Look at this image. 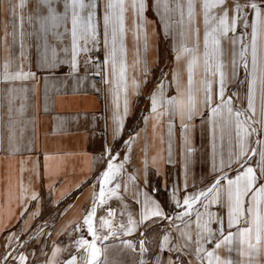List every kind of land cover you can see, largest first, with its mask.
<instances>
[{"label":"crops","instance_id":"1","mask_svg":"<svg viewBox=\"0 0 264 264\" xmlns=\"http://www.w3.org/2000/svg\"><path fill=\"white\" fill-rule=\"evenodd\" d=\"M34 7L30 0L23 10L17 9V16L13 17L8 3L0 6V263L11 240L35 239L36 245L40 240H44L42 242L46 250L41 248L38 254L45 251L47 258L49 257L48 261L52 260L55 247L67 248V251H61L55 258L56 264H62L71 255L78 256L73 245L74 240L81 236L92 239L83 225V218L98 197L101 173L107 168L108 162L106 163L104 157L99 154L100 150L106 147L112 149L116 155L111 162L124 165L113 183L107 186L114 188L115 183H120L121 189L118 192L123 199L112 197L103 206H98L94 225L99 228L101 218L111 219L112 230L119 233L118 226L127 222L128 213L138 220L142 211L144 197L139 196L141 203H136L133 200L134 187L141 193H148L162 205L168 216L175 217L181 209L176 208L171 199L174 191L177 199H182L186 193L205 189L214 179L223 175L224 173L214 171L212 167L214 145L218 163L221 154L226 159L229 151L233 150L234 132L227 127L222 129L219 125L214 128L211 110L200 106L202 114H197L193 119L188 133V146L194 151L188 162L186 177L184 135L179 118L170 121L169 116L164 115L157 120L151 112L150 97L161 81L164 83L166 98L177 97L187 103V65L193 57L195 63L192 87L197 100L203 95L201 82L205 79H218L213 77L211 72H206L205 24L198 0L197 14L191 23L188 20L187 0H167V11L164 0L159 7L156 0H146L143 22L136 19L131 9L127 12V30L123 37L124 52H120L118 37L117 59L119 61L123 55L127 65L129 113L119 136L115 138L112 134L114 104L109 84L104 82L102 76L97 77L94 74V63H90L85 71L83 54L78 57L79 69L75 73L70 71L69 64L65 62L70 60L71 55L70 20L57 29L62 36L57 37L50 32L45 37L38 34V25L28 23L27 16ZM58 10L63 11V6L60 5ZM21 15L24 16L22 27L19 20ZM251 19L252 15L249 13V23ZM95 22L98 43L94 51L88 53V57L93 62V54L99 53L100 62L103 64L112 41L109 36L108 45L105 46L102 7L97 10ZM138 23H142L139 29ZM65 28L69 31L66 32ZM196 29L198 31H195ZM247 32H250V29L238 24L237 31L229 35L247 40ZM45 40L49 45L48 55L51 56L52 50L55 49L57 61L64 62L55 70L39 66V56L40 52L44 51L42 46ZM21 42L24 45L23 57ZM181 45L194 51L183 53L177 60ZM221 47L226 51L220 59L227 63L225 71L230 79L232 45L222 41ZM208 51V61L214 71L217 61L212 54L211 44ZM145 62L146 76L143 73ZM4 63H9V73H14L18 66H22L24 72H32L35 75L27 80L6 81L3 79ZM107 72L108 69L105 68V76ZM174 72L179 74V89L173 80ZM133 80L139 84L135 91ZM216 87L214 83V91ZM233 92L238 93V96L232 97L234 105L246 107L244 97L247 84L229 83L227 95L231 96ZM120 105L122 111L123 91ZM101 108L105 114L103 122L96 115ZM130 138H134V141L131 148L126 149L125 142ZM230 140L233 142L230 143ZM125 156L129 157L127 161L124 160ZM257 160L258 157H253V165ZM224 171L234 178V170ZM130 177L136 179L130 180ZM124 184H128L129 191H124ZM153 188H157L158 192L153 193ZM33 193L37 194L38 199L31 198ZM109 209L115 212L114 217L108 216ZM209 210L224 219L223 225L212 223L210 227L214 230L224 227V234L227 235V209L214 204ZM200 211L204 209L200 208ZM194 218L195 214L193 220ZM148 224L151 222H146L131 235L120 234L102 243L98 241L99 247L107 245L108 264H139L138 241L142 238H147L148 246L153 251H158L156 244L166 233L169 221L158 220L151 226ZM190 227L194 241L196 224L192 223ZM231 231L235 233L236 229ZM99 234L107 235L108 230L100 229ZM171 235L176 237L178 233L173 230ZM216 235L219 237V232ZM59 240H66V243ZM123 240L132 241L136 245V251L125 247L121 243ZM191 246L193 254L183 255V264H201V260L194 254L195 243ZM203 247L212 250L214 245L203 243ZM229 247L230 252L225 247L219 250L218 254L222 260L231 259L234 264L236 261L248 264L247 255L240 256L237 250L240 246L235 239ZM169 255L175 258L176 254L165 252L160 257L161 261L166 264ZM149 257L151 258V253ZM48 261L45 264H48ZM203 264H208L206 256ZM213 264H216L215 260Z\"/></svg>","mask_w":264,"mask_h":264},{"label":"snow or ice","instance_id":"2","mask_svg":"<svg viewBox=\"0 0 264 264\" xmlns=\"http://www.w3.org/2000/svg\"><path fill=\"white\" fill-rule=\"evenodd\" d=\"M30 0H0V6L4 3L10 5V11L13 17L17 16V9L23 10ZM35 7L27 16L30 25H38L37 32L43 36L53 33L57 37L62 36L57 29L71 22V48L70 60L65 61L69 64L70 71L75 73L79 69L78 57L83 54L85 59L83 65L85 71L88 65L93 63L88 57V53L94 51L97 40V26L95 18L98 8H103V28L104 44L107 47L109 36H111L112 45L106 53L103 64H93L96 68L95 75H100L104 82L109 84L110 93L113 97V138L119 136L124 126V120L129 113L128 103V85L126 82L127 65L121 55L117 59V40L120 41V52H124L123 37L126 33V14L131 9L133 15L140 22L144 19V10L146 0H31ZM205 24L204 49L206 72H211L216 80L205 79L201 82L203 93L200 100L196 99L193 91V65L195 58L189 60L188 71V100L185 103L177 97L166 98L164 94V83L161 81L157 85V90L151 95V112L154 119L168 115L169 120L178 117L181 129L184 135V166L185 176L187 177L188 162L194 151L188 146V133L191 128V122L200 112V106L211 110L214 128L219 125L222 129L227 127L234 132V148L230 150L225 159L221 154L219 162L216 161L215 145L213 151V170L224 173L205 189L194 191L191 194H185L182 199H177L175 191L172 194V201L176 208L181 209L175 217L168 216L162 205L152 199L148 193H141L138 188H133V200L141 203L139 196L143 195L142 211L139 219H134L131 213H128L127 222L119 224V233L112 230L111 219L101 218L99 228L94 225L96 209L103 206L108 199L117 197L118 190L121 189L120 183H115L114 188H107L112 184L116 177L123 170L124 165L113 164L111 161L115 157L112 149L105 148L102 155H107L108 163L105 171L101 173L100 189L98 197L94 201L91 210L87 211L83 218V225L87 233L92 237L91 240L81 236L73 241V245L78 253L71 255L69 259L62 264H108L107 245L99 247L97 242L101 243L110 237L131 235L146 222L155 224L158 220H168L169 225L162 239L156 244L158 251H153L148 245L147 238L138 241L140 261L139 264H165L160 257L163 253H175V258L169 255L166 264H183L181 257L183 255H192V243H195V256L203 264L204 257L208 258V264H234L231 259L222 260L218 254L222 247L229 252L233 240L235 239L239 248L240 256L247 255L248 264H264V0H198ZM162 0H156L157 7ZM197 0H187L188 20L193 22L196 17ZM63 6V11H59V6ZM230 5V6H229ZM164 7L167 11V0H164ZM249 13L252 15L249 23ZM21 27L24 16H19ZM181 23H183V12H181ZM242 25L247 32V40L230 36L229 33H235L237 26ZM142 23L137 24L139 29ZM167 26V25H166ZM65 31H69L65 28ZM195 31H198L196 29ZM23 37V32H21ZM225 41L232 45L231 59V78L225 71L227 63L220 59L225 54L221 43ZM211 44L212 54L216 58L215 70L209 64V46ZM197 42V48H198ZM21 57H23V42H21ZM38 46V51H39ZM44 51L40 52L39 66L47 70H55L60 63L56 59L55 49L51 56L48 55L49 45L45 40L43 44ZM68 51V49H65ZM194 49L181 45L177 60L183 53H191ZM139 60L137 64H139ZM5 74L3 79L6 81L27 80L34 77L32 72H24L22 66H18L17 71L9 73V63H4ZM105 68L108 69L107 76L104 75ZM241 71L243 78L241 79ZM143 73L147 75V64L145 62ZM173 80L177 83L179 89V74L173 73ZM216 84V90H213V84ZM247 84V92L244 99L246 107L240 108L234 105L233 96L238 93L233 92L231 96L227 95L228 84ZM139 88V84L133 80V90ZM123 91V108L121 111L120 96ZM163 109V111H161ZM222 122V123H221ZM171 135L172 125L169 123V163H171ZM11 139V138H10ZM134 138H130L126 143V149L131 148ZM233 141L230 140V143ZM253 157H258L253 165ZM128 156L124 157L127 161ZM225 169L235 171L234 178L228 176ZM136 177H130L135 180ZM224 181H227L225 184ZM187 186V185H186ZM125 192L129 191L128 184L123 185ZM33 200L38 199L37 194L33 193ZM219 204L227 209V235L224 234L225 228L220 227L212 229L210 225L216 223L224 224V219L217 213L211 212L210 206ZM199 205V207H197ZM203 208L204 211H200ZM127 205H125V210ZM123 214V213H122ZM193 214L195 218L193 220ZM108 216L114 217L115 212L108 210ZM187 217V219H185ZM153 218H158L153 219ZM180 221L181 223H176ZM196 224L195 240L191 231V224ZM148 224V226H151ZM181 224L183 226H181ZM235 228L233 233L231 229ZM100 229L108 230L107 235L99 234ZM79 230V229H77ZM175 230L178 235L173 237L172 231ZM219 232V237L216 233ZM144 233H141V237ZM11 239V237H9ZM175 240V242H173ZM212 243V250H206L203 243ZM121 243L133 251H136V245L129 240H123ZM55 247L52 252V260L48 264H56L55 258L61 251ZM151 253V258L149 257ZM203 254V255H202ZM10 255V254H9ZM7 259V256L4 257ZM27 258L21 254L19 256L20 264H24ZM235 264H242V261H236Z\"/></svg>","mask_w":264,"mask_h":264},{"label":"rangeland","instance_id":"3","mask_svg":"<svg viewBox=\"0 0 264 264\" xmlns=\"http://www.w3.org/2000/svg\"><path fill=\"white\" fill-rule=\"evenodd\" d=\"M42 241L44 240H40L39 241L40 243L36 245L35 239L11 240V242L7 245L5 254L2 256V260L0 264H20L19 256L21 254H23L27 258L24 261V264H45L49 258V257L47 258L45 251L42 252V254L41 253L38 254L41 248H44V250H46V248L43 247L44 244ZM59 241L62 243H66V240H59ZM47 242H49V240H47ZM5 256H7L6 260L4 259Z\"/></svg>","mask_w":264,"mask_h":264},{"label":"built area","instance_id":"4","mask_svg":"<svg viewBox=\"0 0 264 264\" xmlns=\"http://www.w3.org/2000/svg\"><path fill=\"white\" fill-rule=\"evenodd\" d=\"M93 63H94V64H101L99 53H94V54H93ZM97 77H100V75H97ZM96 115H97V117H98L100 120H102V122L104 121L105 114H104V110H103V108H101L100 110H98V111L96 112ZM101 132H103V130H101ZM104 149H105V148H104ZM104 149L100 150V151H99V154H100L102 157H104V159H105V161H106V163H107V162H108V157H107V155H106V154H105V155H102V153H104ZM152 192H153V193H157V192H158V189H157V188H153V189H152Z\"/></svg>","mask_w":264,"mask_h":264}]
</instances>
